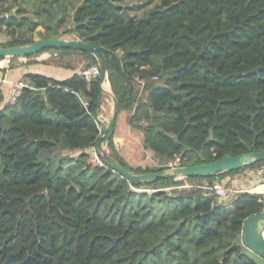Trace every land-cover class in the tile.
<instances>
[{"label": "trees", "instance_id": "trees-1", "mask_svg": "<svg viewBox=\"0 0 264 264\" xmlns=\"http://www.w3.org/2000/svg\"><path fill=\"white\" fill-rule=\"evenodd\" d=\"M38 28L41 39L65 28L102 49L118 114L157 162L192 167L264 151V0H0L10 38L0 47L30 44ZM52 51L81 57L80 71L96 65L78 49ZM39 54L8 69L48 63ZM21 81L14 104L0 83V264H255L237 236L263 213L262 196L240 192L224 204L200 186L264 161L131 185L83 153L100 136L99 77ZM106 144L135 174L167 169L132 168L113 137Z\"/></svg>", "mask_w": 264, "mask_h": 264}, {"label": "water", "instance_id": "water-1", "mask_svg": "<svg viewBox=\"0 0 264 264\" xmlns=\"http://www.w3.org/2000/svg\"><path fill=\"white\" fill-rule=\"evenodd\" d=\"M15 9H12L7 17L14 15ZM71 36L76 37L74 34ZM64 38V34H57L53 37L34 41L27 45L14 46V47H0V59L8 60L10 58H17L25 60L26 57L38 53H42L45 50H61V49H78L92 55L96 60V65L99 68V83L100 93L98 97L97 110L100 109V105L104 95L107 93L103 90V85L108 82L106 59L102 49L98 47H92L86 42L80 39H76L74 42L61 43ZM239 76V75H237ZM35 93H40L38 90H34ZM112 103L111 115L108 120L101 123V135L96 143V149L101 152V155L105 161V165L117 173L122 178L126 179L131 185L137 183H151L158 179L172 178L174 180L184 179L190 176H206L216 174L230 165H238L248 161H264V151L262 152H250L243 155L234 157H226L221 160H217L211 163L192 166V167H174L165 169L158 172L135 174L132 171L125 169L120 163L114 160L108 153L103 150V144H106L109 139L113 137L115 122L118 114L117 101L112 94H110ZM152 116L155 113L151 111ZM264 230V212L246 219L242 224V229L237 236V243L240 246L241 252L255 264H264V239L261 234Z\"/></svg>", "mask_w": 264, "mask_h": 264}, {"label": "crops", "instance_id": "crops-1", "mask_svg": "<svg viewBox=\"0 0 264 264\" xmlns=\"http://www.w3.org/2000/svg\"><path fill=\"white\" fill-rule=\"evenodd\" d=\"M6 35L4 34L3 30L0 32V44L6 43L8 41H6L4 39ZM8 38V37H7ZM48 58V55H44L41 54L40 57L35 58L36 62H40L42 60ZM26 60V59H25ZM22 60V61H25ZM2 61H7L5 59H2ZM20 61V59L18 60ZM66 63H69L72 67L73 70H70L68 68H65L64 65ZM84 61L81 57H69V58H65L63 60H59L57 62L56 66H43V65H30V66H22V67H18L16 69H12L9 70L7 67H4L3 65H1V68H4L5 71L2 73L0 72V83L2 84V89L4 92V100H7V96H9V89L12 83L16 82V81H21L22 76L26 73H36V74H42L45 75L47 77L56 79V80H64L67 79L69 77H71L73 74H79L80 72V68L83 65ZM3 64V63H2ZM59 65V66H58ZM63 65V66H62ZM140 84V88L143 87V81H139ZM103 90L107 93L106 95H104L101 105H100V109L97 112V116L103 115V113H106L107 108H109L108 105V99L111 101L110 99V94H112L111 92V88L109 83L107 82V86L103 85ZM112 105V103H111ZM104 113V114H105ZM99 117V116H98ZM139 132L134 130L133 128H131L127 122V113L126 112H120L116 118V122H115V128H114V134H113V142L115 144L116 147V151L118 152V154L120 155V157L124 160V162L126 164H128L130 167L132 168H137V167H146L149 164V161L152 160H156V158L153 157V155L151 153L148 160L145 161V159H142L143 161H137L135 160V157L132 156L131 152H133L134 154H136L137 152V147L138 144L135 141L137 136H141L137 135ZM141 138L140 139V145H141V149L142 151L143 146H142V136L138 137ZM92 149H86L83 151V153L88 154L89 152H91ZM146 152V151H145ZM79 153H81V151H76L73 153H68L69 155H78ZM250 184V183H249ZM248 187L244 189V191L242 192H254V194L263 196L264 195V187L261 185H257L254 186V183L251 182V184ZM259 189H262L261 191H259ZM258 190V191H257Z\"/></svg>", "mask_w": 264, "mask_h": 264}, {"label": "rangeland", "instance_id": "rangeland-1", "mask_svg": "<svg viewBox=\"0 0 264 264\" xmlns=\"http://www.w3.org/2000/svg\"><path fill=\"white\" fill-rule=\"evenodd\" d=\"M72 1L78 2L79 0H72ZM64 29L65 28H61L59 30L58 34H64V33H66V31ZM69 29H71V27ZM41 33H43V29L42 28H38L33 33V40L34 41L41 40ZM4 39L6 41H10V38L9 37L7 38V36H5ZM76 39H77V37H73L70 34H66V35L64 34V38L61 40V43L74 42ZM43 53H44V55L45 54L48 55V58L47 59L44 58L45 60H42V61H46L48 63H46V64L34 63V64H39V65H43V66H56L57 65V62L59 60H56V57H55V54L56 53L53 52L52 50L42 52L39 55H37L35 58L40 57V55L43 54ZM54 59H55V61H54ZM18 60L19 59L10 62L9 60L2 61L0 59V67H2L1 65H3L4 67L12 68V67H16V66L20 65L19 63L25 65L26 60L25 61H22V60L18 61ZM28 65H32V64H28ZM1 69H3L5 71L4 68H1ZM108 105H109V108H107L106 113L104 112L105 114L103 113V115H100V114L98 115L99 118H100V120H102L103 122H106L108 120V118L110 117V115H111L112 105H111V101L109 99H108ZM137 135H140V134L138 133ZM138 137H141V136H137L136 139H135V141L138 144L137 152H136V154H134L133 152H131V154H132V156L135 157L136 162L137 161H143L142 159H145V161H146L151 156H150V154L148 152H145L144 150L142 151L141 145H140V139L141 138H138ZM102 147H103V150L106 153H108V155H110V150H109L107 144H103ZM174 164H176V161L157 162L156 160H152V161H149V164L147 165V167H150L152 169L168 168L170 165H174ZM227 169H229V167H227V168H225L223 170L226 171ZM253 171L254 170H252V169H245V170H243V171H241V172H239V173H237L235 175L227 176L225 179H223L222 182L226 183L227 187L230 188L232 192L230 193V196H229V199L228 200H226V201H220L219 200V203L229 204L233 200V198L235 197V195H237V193H240V192L244 191V189L248 187V184L249 183L251 184V180H253V175H251V173ZM215 181H217V180H215ZM202 184H204V183H202ZM250 193H254V192H250Z\"/></svg>", "mask_w": 264, "mask_h": 264}, {"label": "built area", "instance_id": "built-area-1", "mask_svg": "<svg viewBox=\"0 0 264 264\" xmlns=\"http://www.w3.org/2000/svg\"><path fill=\"white\" fill-rule=\"evenodd\" d=\"M56 56V54H55ZM79 74L86 80L91 81L99 77L100 72L97 65H91L90 67L83 69L79 72ZM155 80V78H154ZM26 87V83L23 81H16L11 84L9 89V96H8V103L14 104L15 101L20 97L22 90ZM82 104L84 107L87 106V102L82 100ZM95 120L98 124L99 132L101 135V123H104L100 118L96 115ZM91 152L87 154L86 162L87 164L94 166V167H102L105 165V161L101 155V152L94 148ZM178 167V163L176 161V164L170 165L169 168ZM251 175H253V180L251 182L254 183V186L261 185L264 187V166L254 170ZM200 188L207 194H213L218 200L220 201H226L229 199L230 193L232 192L230 188L227 187L226 183L224 182H218L215 181L212 184H203L200 186ZM263 198V204H264V195ZM264 212V209H263ZM262 238L264 239V230L261 234Z\"/></svg>", "mask_w": 264, "mask_h": 264}, {"label": "bare ground", "instance_id": "bare-ground-1", "mask_svg": "<svg viewBox=\"0 0 264 264\" xmlns=\"http://www.w3.org/2000/svg\"><path fill=\"white\" fill-rule=\"evenodd\" d=\"M104 86H107V83H105ZM259 190H262V189H259Z\"/></svg>", "mask_w": 264, "mask_h": 264}]
</instances>
